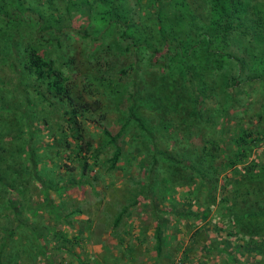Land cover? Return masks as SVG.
<instances>
[{
  "label": "trees",
  "instance_id": "trees-1",
  "mask_svg": "<svg viewBox=\"0 0 264 264\" xmlns=\"http://www.w3.org/2000/svg\"><path fill=\"white\" fill-rule=\"evenodd\" d=\"M258 88L251 107L246 95ZM125 146L144 154L137 164L147 180L105 183L113 185L106 210L125 233L132 211L150 213L155 260L173 263L164 257L171 213L195 220L185 223L187 255L198 247L215 255L201 224L207 210L161 206L160 195L186 185V200L197 191L215 198L221 171L220 207L231 222L220 227L264 232V0H0V217L17 220L0 222V264H17L1 260L15 229H34L19 218L31 187L50 217L81 213L64 212L50 191L99 183L100 166L116 172ZM118 235L122 245L126 234ZM34 239L46 253L39 232ZM75 243L79 252L74 242L58 244L72 256L61 264H89ZM237 246L264 254V240Z\"/></svg>",
  "mask_w": 264,
  "mask_h": 264
},
{
  "label": "rangeland",
  "instance_id": "rangeland-1",
  "mask_svg": "<svg viewBox=\"0 0 264 264\" xmlns=\"http://www.w3.org/2000/svg\"><path fill=\"white\" fill-rule=\"evenodd\" d=\"M260 88L257 92H252L246 95L247 99L252 102L251 107L257 105V99L261 97ZM89 121V120H88ZM91 130L97 132L99 123L94 120H90L88 123ZM95 140L97 135L94 136ZM126 145V143H125ZM125 152H123V158L118 161L120 167H118L116 172L110 175V172L105 171L106 164L100 166L103 177H100V182L93 185L81 184L79 186H68L65 193L59 195L56 191L51 190V198L54 203H58L63 206V211H70L72 209L81 208L83 212L75 213L72 215H65L64 218L56 220L54 217H50L47 213L48 202H43L42 194L35 187L29 189V201L21 205L20 209V219L22 223L29 224L34 227V229H27L26 227H17L14 232V236L10 242V245L6 252L1 257V260L12 261L14 260L17 264H61V257L65 256L67 259H72L70 252L64 250H58V244L65 243L69 244L74 242L76 250H79V245L75 242H80L84 245V248L92 249L94 253L95 250L100 248L104 250L108 249H121V244H119V235L123 234L121 228L116 231L112 226V218L109 217V210H106V200L109 199V193L112 190L113 185H104L111 179H114V185L121 186L129 182L131 183V178L134 180L145 181L147 172L144 169L138 167V162H141L144 158V154L135 156L133 150L129 149L127 146L124 147ZM263 146H257L253 149L252 156L259 158L262 154ZM107 156V154H102V158ZM224 171L218 176H213L215 181H213V188H215V198L211 195H207L205 191H197L191 194V197L186 200L183 194L188 186L176 185L174 187V192L172 195L169 193L161 194L164 195L161 198L160 205L170 208L175 203L182 205L183 207H189L192 210H207V215L201 224L206 225L207 242L208 246H214L217 249L218 246L226 249L227 252L231 253L236 262L240 264H264V254L257 250H250L244 248H238V242L249 244H256L264 240V232H258L254 234L247 233L246 230L241 226V224L233 227L234 234H228L227 230L222 229L220 226L227 227L230 224V215L223 213L220 207L221 197L223 196L222 190L220 188V179L223 176ZM162 175V174H160ZM259 194L264 195V186L261 185ZM42 200V201H41ZM180 202V204H179ZM38 203L36 210L34 207ZM187 204V205H186ZM117 207V205H114ZM225 211V210H224ZM133 222L131 225H126L128 232H126L125 238L132 244V239L137 237V241L141 240V246L146 249V254L148 251L153 252V237L151 232H143L142 227L144 224H148L149 227H153V218L150 213L147 212L142 207H137L132 211L131 217H129ZM67 219L69 223L66 222ZM170 222L167 225V233L171 235L172 239L176 242H180L181 248L175 247L178 243L172 242L174 253H172L173 264H199V257L206 254L214 255L209 249L198 247L195 252L187 255L188 248L185 247L190 242V232L186 231L185 223L188 221L190 224L195 222L194 218L186 220L185 218L176 219L173 213L169 216ZM17 220L13 215H4L0 217V222L4 223V227L13 225ZM125 226V227H126ZM126 231V230H125ZM39 232L40 240L44 243V252H39L37 249V243L34 239L36 234ZM106 233V234H105ZM1 234V232H0ZM67 236L66 240L62 239ZM77 237H80L77 239ZM83 238V239H82ZM261 240V241H259ZM41 247V246H40ZM126 248V247H125ZM43 249V248H42ZM215 249V255L210 257V262L207 264H230L229 256L224 252ZM148 250V251H147ZM143 254V252H140ZM143 255H139L138 259L143 260ZM100 263L101 261L108 260L109 264H117L120 261L119 257H98ZM182 262L180 263V261ZM227 261V262H225ZM14 262V263H15ZM102 264V263H101Z\"/></svg>",
  "mask_w": 264,
  "mask_h": 264
},
{
  "label": "crops",
  "instance_id": "crops-1",
  "mask_svg": "<svg viewBox=\"0 0 264 264\" xmlns=\"http://www.w3.org/2000/svg\"><path fill=\"white\" fill-rule=\"evenodd\" d=\"M144 227H142L143 232H151V236L153 237V233H154V227L151 228V226H148V229H144ZM128 232V231H127ZM106 234V233H105ZM123 234L125 235V231L123 232ZM172 234H168L167 238H168V242L167 245L165 247V252L164 253V257H166L167 255L172 256V253H174V248H173V244L172 242L174 241L176 243V241L174 239H172L171 237ZM175 235V234H174ZM137 237L132 239V244H130L129 241H127V239L125 238V241L122 242L121 245V249H108V250H104L102 248H100L99 250H95L94 248V253L92 251V249H85L84 255L85 257H88L89 259V264H109L108 260H103L99 261L98 257H119L120 261H117V264H162V260L158 259L155 260V250H154V245H153V252L148 251L146 254V249L144 250V248H142L141 246V240L137 241L136 239ZM153 244H154V237H153ZM127 245H130L128 248H125ZM173 250V251H172ZM75 251H80V250H76ZM140 252H143V254H145V256L143 257V260L138 259L139 255H143L140 254ZM135 256V259H134ZM136 261H134V260ZM173 264V263H172Z\"/></svg>",
  "mask_w": 264,
  "mask_h": 264
}]
</instances>
